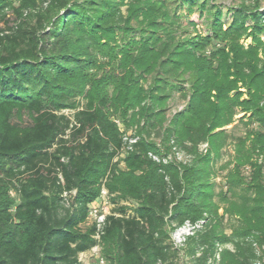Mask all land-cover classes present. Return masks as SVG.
<instances>
[{
  "label": "trees",
  "instance_id": "trees-1",
  "mask_svg": "<svg viewBox=\"0 0 264 264\" xmlns=\"http://www.w3.org/2000/svg\"><path fill=\"white\" fill-rule=\"evenodd\" d=\"M217 1L0 0V264L264 256V0ZM195 11L208 31L186 35Z\"/></svg>",
  "mask_w": 264,
  "mask_h": 264
},
{
  "label": "rangeland",
  "instance_id": "rangeland-1",
  "mask_svg": "<svg viewBox=\"0 0 264 264\" xmlns=\"http://www.w3.org/2000/svg\"><path fill=\"white\" fill-rule=\"evenodd\" d=\"M217 2L222 6V9L224 11H226V8L239 3L240 0H218ZM182 21H183L184 25L186 26L185 28H183V30L186 31V35H194L195 33H206L208 31V24H207L208 22H207L205 17L200 16L199 11H195L189 17H183ZM190 22H194L195 25L190 24ZM248 42H249V40L247 41V43ZM183 104H184V99L180 96H176L171 102V112L177 110L178 108H181L183 106ZM66 113H68L69 115L71 114L68 110L66 111ZM238 116H240V115H238ZM127 137L132 138L134 136L127 134ZM207 146H208L207 144L202 145L201 149L205 150L207 148ZM233 150H234L233 145H230L227 149H225L224 157H223L222 161L217 163V165L215 166V168L217 170V176L215 178L218 182H222L221 177L224 173H226V170L221 169V163L223 164L224 162L228 161L231 158ZM177 155H179V160L187 158L182 153L181 154L179 153ZM171 157L172 156H169V158H171ZM260 159H261V161L264 162V157H261ZM221 212H223L222 208L220 209V213ZM90 219L93 220L92 217H90ZM225 222H226L225 224L227 225L226 232L230 233V230L228 229L230 222H228L227 220ZM202 224L203 223L200 222V220H199V222H197V224L196 223L192 224V223L187 221L183 225H181L180 227L175 229L172 232L171 237L177 245L181 246L182 243L185 241L186 237L190 233H192V231L203 228L204 224L203 225ZM224 248L233 249V246L232 245H226ZM260 255L263 256V254H261V253H260ZM99 257H102V251L101 250L98 254H95L92 251H87V252L81 254V262H82V264H101ZM257 262H258V264H260V263L264 264V256L261 259H258ZM105 264H106V260H105Z\"/></svg>",
  "mask_w": 264,
  "mask_h": 264
},
{
  "label": "built area",
  "instance_id": "built-area-1",
  "mask_svg": "<svg viewBox=\"0 0 264 264\" xmlns=\"http://www.w3.org/2000/svg\"><path fill=\"white\" fill-rule=\"evenodd\" d=\"M125 140H128L130 143L131 142H134L136 141V138L132 137V138H128L127 136L125 137ZM205 145V144H204ZM180 152H176V156L178 157L179 159V154ZM181 154V153H180ZM155 159L158 160V157L154 156ZM110 207H111V204L108 200V191L107 189L103 188L102 189V192H101V198L99 201L95 202L93 205H92V209H91V212H90V217L93 218L92 221H94L97 225V228H98V231H97V234L95 235V238L98 239V241H100V234H101V228L103 226V224L105 223V219H106V215L108 213H110ZM189 222V221H188ZM200 222H202L204 224V220H201ZM191 223V222H190ZM193 224V223H192ZM197 224V223H196ZM202 224V225H203ZM199 225V224H198ZM195 231V230H194ZM194 231H192V233L190 234H193ZM189 234V235H190ZM186 240V239H185ZM174 241V240H173ZM175 242V241H174ZM185 242V241H184ZM184 242L182 243L181 246H183ZM176 246H179L175 243ZM180 247V246H179ZM222 249V246L220 245L219 248H218V252H217V255H216V258L219 260L220 258V251ZM101 250V245L100 243L96 244L93 248H91L89 251H92L93 253L95 254H98ZM85 253V252H84ZM83 254V253H82ZM100 259V263L101 264H105V259L103 257H99ZM80 260H81V255H80ZM260 263V262H259ZM258 264V262L256 263ZM261 264V263H260Z\"/></svg>",
  "mask_w": 264,
  "mask_h": 264
}]
</instances>
